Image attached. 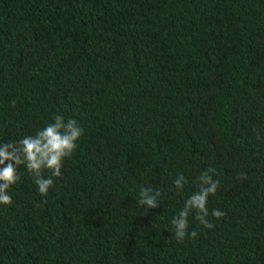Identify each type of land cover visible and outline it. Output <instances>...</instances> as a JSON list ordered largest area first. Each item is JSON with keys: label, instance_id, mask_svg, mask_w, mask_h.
Here are the masks:
<instances>
[{"label": "trees", "instance_id": "trees-1", "mask_svg": "<svg viewBox=\"0 0 264 264\" xmlns=\"http://www.w3.org/2000/svg\"><path fill=\"white\" fill-rule=\"evenodd\" d=\"M55 115L84 134L46 196L18 166L0 264H264V0H0V141ZM208 168L214 227L177 243Z\"/></svg>", "mask_w": 264, "mask_h": 264}, {"label": "clouds", "instance_id": "clouds-1", "mask_svg": "<svg viewBox=\"0 0 264 264\" xmlns=\"http://www.w3.org/2000/svg\"><path fill=\"white\" fill-rule=\"evenodd\" d=\"M53 121L37 130L35 135H27L18 142L0 141V165L3 166L0 167V204L8 206L13 203L8 189L20 180L18 172L20 165L26 166L42 196H46L49 189L54 186L51 177L63 175L64 160L70 158L75 152L78 147L77 142L84 134V130L75 119L65 121L63 115H55ZM45 170L50 171V177H44ZM209 173L215 174V169L208 168L197 177L198 190L185 201L182 210L171 221L177 243L183 242L186 236L195 238L198 235L195 230L188 231V216L193 211L204 227L208 229L214 227L206 218L209 215L207 203L209 196L216 194L220 182L214 181ZM238 178L245 179L246 177L241 174ZM173 183L177 189L183 190L187 180L181 173ZM161 195L159 190L142 187L137 203L146 206V209L157 208L161 202L158 197L160 198ZM225 214L219 209L212 210V216L217 219Z\"/></svg>", "mask_w": 264, "mask_h": 264}]
</instances>
